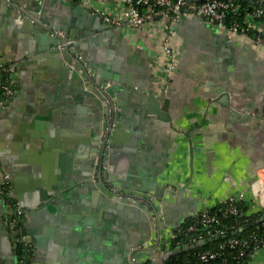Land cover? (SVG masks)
Returning <instances> with one entry per match:
<instances>
[{
  "label": "crops",
  "instance_id": "crops-1",
  "mask_svg": "<svg viewBox=\"0 0 264 264\" xmlns=\"http://www.w3.org/2000/svg\"><path fill=\"white\" fill-rule=\"evenodd\" d=\"M12 1L33 7L50 26L85 34L78 52L114 78L122 111L113 139L120 149L103 178L135 198L141 193L130 170L156 183L145 196L161 216L158 231L168 234L240 194L250 212H264V199L254 194L264 183V44L257 40L264 22L254 21L261 33L228 37L207 20L181 18L174 37L178 63L168 77L156 21L139 30L109 29L88 14L118 8L119 0L86 6L45 0L38 10L34 0ZM16 18L0 0V63L15 69L17 82L14 98L0 109V190L4 169L18 201L23 198L36 264H129L130 252L152 234L156 211L124 198L148 218L137 217L91 181L107 111L83 91L80 75L62 73L58 58L69 65L70 56L41 50L46 40ZM157 93L168 101L169 121L146 114V97ZM4 208L0 195V264H18ZM249 264H264V252Z\"/></svg>",
  "mask_w": 264,
  "mask_h": 264
},
{
  "label": "built area",
  "instance_id": "built-area-1",
  "mask_svg": "<svg viewBox=\"0 0 264 264\" xmlns=\"http://www.w3.org/2000/svg\"><path fill=\"white\" fill-rule=\"evenodd\" d=\"M45 1V0H43ZM63 1L73 6H86L89 0H50ZM121 4L118 8H111L100 11L92 8L91 13L97 15L103 20L109 29H116L121 27H130L133 29H143L151 22L156 21L161 27V42L160 51L165 54L167 58L166 73L171 77L178 63V49L174 43L176 36V25L181 18L185 17H199L207 22L216 25L228 37H247L254 32L261 33L258 28H255L254 21L261 20L264 22V0H241L250 2L257 7L252 12H245V19L239 22L235 16L242 11L239 0H119ZM57 34L64 39V42L59 46V51L62 54H68L71 58V66L76 69L81 76L85 91H92L97 93L106 103L107 113L104 119L105 128L99 136L100 148L97 151L96 161L93 166V174L91 180L93 183L100 186L105 195L111 198H120L122 201L127 199L132 204L135 202L147 203L148 206H155L152 199H146L145 195L135 196L126 195L108 181L103 179L102 173H107L106 155L111 149V140L116 126V120L119 115V106L117 104V97L114 92H111L104 80L97 74V72L90 66L85 57L80 54L76 48L78 40L71 37H66L62 32ZM257 40L260 44H264L263 35L258 36ZM16 80L14 72L0 63V109L4 108L6 104L12 100L16 93ZM156 95L161 96L157 93ZM2 170L3 175V189L1 197L5 204V216L13 227L10 229V238L13 248L17 252L21 247L23 254L18 258V264H36L34 260L35 245L26 229L25 210L14 193V185L12 176ZM254 194L258 198L264 199V183L259 182L254 186ZM244 202V195L230 197L222 203V215L213 212L210 209H204L201 213L193 217L196 221L187 229H183V223L175 230L166 233L158 231L156 226L157 221L161 219L159 212L152 214V234L145 240L136 250L132 260L129 259V264H167V261L173 254L171 248L172 240L180 235L193 234L200 230L207 232L210 236L216 235L227 238L228 233L232 230H237L238 224L228 225L225 222L230 217H235L237 220L241 219L242 224L249 222V216L254 214L248 210V213L241 207ZM151 207V206H150ZM237 228V229H236ZM208 237V238H209ZM207 239L202 235L190 239V243L185 245H192L200 240ZM254 243V250L251 253L253 258L257 253L264 252L263 238L257 233L253 232L248 239L240 240L238 238L227 240L221 243L216 249L204 250L195 254L197 261L201 263H210L219 258H223L224 250L227 247H249ZM182 247V248H183ZM134 251V250H133ZM142 253L141 256L139 254ZM244 250L241 256H244ZM156 255L158 259H154ZM187 264H192L190 260ZM221 264H227L223 259Z\"/></svg>",
  "mask_w": 264,
  "mask_h": 264
},
{
  "label": "water",
  "instance_id": "water-1",
  "mask_svg": "<svg viewBox=\"0 0 264 264\" xmlns=\"http://www.w3.org/2000/svg\"><path fill=\"white\" fill-rule=\"evenodd\" d=\"M176 1L177 0H175V2ZM5 2L8 3L14 10H16V12H17V18L15 20L16 23L17 24L23 23L24 27L27 26L28 24L30 25V27H33L36 30V36L38 38L40 37L39 38L40 40H42V41L46 40V42H47L46 43L47 45H45L44 48H42L41 50H47L53 56L55 55L57 57V54L60 53L59 46L64 42V39L61 38L57 34V32H62L66 37L78 39L79 43H81L83 40V37L86 36L85 34L84 35L78 34L75 31L71 32L70 29L68 28V26H66V25L63 27H58V28H56V25L50 26V24H49L50 22L43 21L42 18H40V14H38V12L36 10L32 9L33 7L26 9L22 5L15 4L14 1H12V0H5ZM239 2H241V0H239ZM43 3H44L43 0H34V2H33L34 6L38 7L37 10L43 5ZM80 9H82V8L80 7ZM88 14L92 18L98 19L99 22L101 23V18L99 16L94 15L91 12H88ZM99 29L101 31L104 29L107 30V27L103 28L102 26H100ZM79 43H77V45H76L77 48H78ZM58 61H59L58 62L59 68L64 75L68 74L69 76H72V78H74V79L80 78L78 71L76 69L72 68L71 66H69L68 64H66V62H64L63 58L59 57ZM90 66L92 67V65H90ZM94 70L104 80V82L106 83L109 90L111 92H114L115 95L118 96L117 88H116V82L114 81V78L110 74H107L106 72H104L102 69H97V70L94 69ZM12 72L15 73L14 68H12ZM82 84H83V80H82ZM83 91L86 94H88V96H92L96 100H98L97 102L99 103V105H101L103 108H105V110H107L106 103L97 93H94L92 91H85L84 84H83ZM145 101H146V114L147 115H154L160 120L169 121L170 117H169V114L167 112V107H168V101L167 100H162L161 96H158L155 94H148ZM117 104L119 106V113H120L122 111L121 110V102L118 100V98H117ZM120 127H121L120 122L119 121L116 122V126L114 129L115 134L118 133V129ZM186 135L189 138L190 133H187ZM116 143H117L116 139H113V136H112L111 149L108 150V153L106 155V161H108L110 164H112L115 156L117 155V152L120 149V148L115 147ZM96 151H97V149L95 150V152ZM123 154H126V153H123ZM96 155L97 154L95 153L93 157H95ZM128 159L129 158L127 157V160H125V163H124L125 167H127V162H129ZM126 169L127 168H125V170ZM128 170H129V168H128ZM130 174H133L132 176H130V179H133L135 181L136 185L139 187L138 190L141 193V195H146L150 191L156 189V186H157L156 183L150 182V181L142 178V176H139L135 170H130ZM116 180L117 179L112 177L111 182L115 183V182H117ZM125 188H130V187L127 185ZM136 190H137V188H136ZM14 193H15V191H14ZM99 194L101 195V192ZM104 198H106V195L104 196ZM106 199H108V198H106ZM19 200L21 202L20 203L21 206L24 207L23 198L19 197ZM114 201H116V205L118 207H120L121 209L123 208L124 210L129 211L131 214L135 213V215L137 217L141 216L144 219L148 218L147 215L140 210V207H139V206H141L140 204H134L132 207L129 208V206L126 207L125 203H123V201L120 198H116V199H114ZM262 221H264V216L262 217ZM220 239H224V236L216 235L214 237H209L207 239L200 240V241L196 242L195 244L185 245L183 247V250L186 251L188 249H193V248H196L198 246H205L207 244L213 243V242L218 241ZM140 244H142V242H140ZM135 253H136V250L131 251L130 254L128 255L129 256L128 258L130 260H132Z\"/></svg>",
  "mask_w": 264,
  "mask_h": 264
},
{
  "label": "trees",
  "instance_id": "trees-1",
  "mask_svg": "<svg viewBox=\"0 0 264 264\" xmlns=\"http://www.w3.org/2000/svg\"><path fill=\"white\" fill-rule=\"evenodd\" d=\"M242 7V11L235 16V18L239 22H243L245 19V12H252L257 5H253L250 2H244L242 1L240 3ZM241 207L244 209L246 213H248L249 207L246 205L245 202L241 203ZM213 212L222 215V210L219 209H213ZM264 216V212H258L251 214L249 218V222L246 224H242L241 219H236L235 217H230L229 219H226L224 223L228 225H235L238 224L237 230H232L228 233L227 238L220 239L218 241H215L213 243L207 244L205 246H198L193 249L183 250V245L190 243V239L196 236L202 235L205 238H208L210 235L207 232H203V230H200L193 234H184L178 236L176 239L172 240L171 242V248L173 249V254L167 261V264H187L190 260L192 261V264H205L197 261L195 258V254L204 250H210V249H216L221 243L238 238L240 240L248 239L249 236L255 232L260 237L263 238V248H264V221H262V217ZM196 221L193 218H189L184 221L183 223V229H187L191 224L195 223ZM244 250V256H241L242 251ZM254 250V243H252L249 247H236V248H230L227 247L224 250V256L223 258H219L215 261H212L207 264H221L223 259L226 260L227 264H249V262L252 260L251 253ZM18 258H20L23 254V251L20 248H18L16 252Z\"/></svg>",
  "mask_w": 264,
  "mask_h": 264
},
{
  "label": "flooded vegetation",
  "instance_id": "flooded-vegetation-1",
  "mask_svg": "<svg viewBox=\"0 0 264 264\" xmlns=\"http://www.w3.org/2000/svg\"><path fill=\"white\" fill-rule=\"evenodd\" d=\"M10 102V101H9ZM8 102V103H9ZM8 103L6 104V106L8 105ZM105 128V123H103V125L101 126V132H102V130ZM100 132V133H101ZM100 136V135H99ZM99 148H100V140L98 139V142H97V151L99 150ZM98 153V152H97ZM108 153V152H107ZM94 163H95V161H96V156L94 157ZM107 163V166H108V161L106 162ZM108 170V169H107ZM107 172V171H106ZM107 173H102V175L105 177V175H106ZM104 179V178H103ZM3 180V179H2ZM108 180V179H107ZM107 180H105V181H107ZM2 189H3V182H2V185H1V190H0V195H1V191H2ZM2 198V197H1ZM4 210H5V208H4Z\"/></svg>",
  "mask_w": 264,
  "mask_h": 264
}]
</instances>
